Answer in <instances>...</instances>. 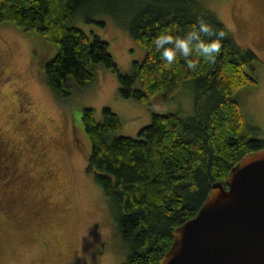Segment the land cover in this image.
<instances>
[{
  "label": "trees",
  "instance_id": "obj_1",
  "mask_svg": "<svg viewBox=\"0 0 264 264\" xmlns=\"http://www.w3.org/2000/svg\"><path fill=\"white\" fill-rule=\"evenodd\" d=\"M124 5L129 16L122 23L145 48L143 59H134L130 71L119 69L107 39L74 22L81 15L105 26L96 15L103 11L119 17ZM198 17L227 33L219 55L214 62L200 59L195 71L182 57L165 68L153 38L165 29L183 37ZM0 22L37 32L46 42L40 41L44 50L56 42V52L45 58L43 70L46 83L62 98L70 95L71 87L88 85L99 63L117 72L122 96L151 103L154 95L167 101L179 92L192 93V112L181 107L151 111L136 136L116 133L122 121L109 105L102 106L100 118L92 106L81 111L91 142L86 169L106 192L128 246L120 264H157L172 241L173 228L196 213L211 184L225 182L247 151L264 147V136L250 135L249 129L257 127H248L238 98L244 84L255 83L250 71L259 56L238 43L200 0H0Z\"/></svg>",
  "mask_w": 264,
  "mask_h": 264
},
{
  "label": "rangeland",
  "instance_id": "obj_2",
  "mask_svg": "<svg viewBox=\"0 0 264 264\" xmlns=\"http://www.w3.org/2000/svg\"><path fill=\"white\" fill-rule=\"evenodd\" d=\"M200 1L238 43L259 56L250 71L256 81L244 84L238 98L248 127H257L250 135L264 136V0ZM126 10L122 6L119 17L98 13L105 26L81 15L74 22L107 39L119 69L130 71L145 48L124 25ZM40 41L46 43L37 32L0 22V150L18 163L19 173L10 186L0 183V264H120L128 246L106 192L86 169L91 142L81 111L92 106L100 118L102 106L109 105L121 117L116 133L136 136L151 111L192 112V93L179 92L167 101L154 95L151 103L122 96L117 72L99 63L88 85L73 86L62 98L46 83L43 70L57 44L44 50Z\"/></svg>",
  "mask_w": 264,
  "mask_h": 264
},
{
  "label": "water",
  "instance_id": "obj_3",
  "mask_svg": "<svg viewBox=\"0 0 264 264\" xmlns=\"http://www.w3.org/2000/svg\"><path fill=\"white\" fill-rule=\"evenodd\" d=\"M157 264H264V147L215 180Z\"/></svg>",
  "mask_w": 264,
  "mask_h": 264
},
{
  "label": "clouds",
  "instance_id": "obj_4",
  "mask_svg": "<svg viewBox=\"0 0 264 264\" xmlns=\"http://www.w3.org/2000/svg\"><path fill=\"white\" fill-rule=\"evenodd\" d=\"M202 37L210 39L205 40ZM226 37L225 31L215 30L202 17H198L183 37L174 36L171 29H165L153 38L152 44L160 52L165 68H171L182 57L187 68L195 71L199 67L200 59L204 62H214ZM193 56L197 59H193Z\"/></svg>",
  "mask_w": 264,
  "mask_h": 264
},
{
  "label": "flooded vegetation",
  "instance_id": "obj_5",
  "mask_svg": "<svg viewBox=\"0 0 264 264\" xmlns=\"http://www.w3.org/2000/svg\"><path fill=\"white\" fill-rule=\"evenodd\" d=\"M0 168H2V174L0 175V183L5 186H10L14 179L19 176L18 163L14 162L13 158H10L4 152L0 150Z\"/></svg>",
  "mask_w": 264,
  "mask_h": 264
}]
</instances>
